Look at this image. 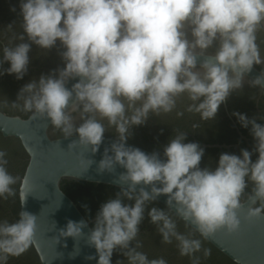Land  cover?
<instances>
[{
    "label": "clouds",
    "instance_id": "clouds-1",
    "mask_svg": "<svg viewBox=\"0 0 264 264\" xmlns=\"http://www.w3.org/2000/svg\"><path fill=\"white\" fill-rule=\"evenodd\" d=\"M19 9L22 33L16 37L19 43L0 49V76L23 78L33 44L57 48L63 67L23 85L12 104L19 101L33 118L45 117L65 138L75 133L78 139L68 146L83 145L93 154L106 129L116 133L97 168L113 172L119 165L125 171L114 183L126 187L100 205L87 232L96 264H112L117 249L127 264H167L137 250L146 205L160 195L166 196L168 211L149 208V222L163 243L175 240L179 254L191 264H200L194 254L201 251V240L178 232L170 212L203 238L221 228L237 231L238 213L246 220L264 218V123L233 112L241 127H250L257 158L252 161L245 149L239 156L221 153L214 168L200 167L204 149L185 142L184 131H175L163 147V159L126 144L131 128L143 125L150 114L175 112L181 117L186 111L199 114L201 121L215 118L230 92L242 88L253 65L264 63L257 44L264 0H19ZM69 80L75 82L66 87ZM249 84L264 91V69ZM183 100L187 104L180 111ZM6 155L0 149V199L12 196L16 183ZM247 182L253 187L245 209L241 194ZM35 221L28 211H20L15 222L0 221V264L32 244ZM86 227L85 220L69 219L59 236L76 241ZM203 255L208 257L210 250L204 249Z\"/></svg>",
    "mask_w": 264,
    "mask_h": 264
},
{
    "label": "water",
    "instance_id": "water-1",
    "mask_svg": "<svg viewBox=\"0 0 264 264\" xmlns=\"http://www.w3.org/2000/svg\"><path fill=\"white\" fill-rule=\"evenodd\" d=\"M261 55L264 56V51H261ZM200 59L202 57L198 58V64ZM50 60L54 62L53 57ZM260 72L253 66L245 77L252 80ZM39 77L40 75L37 74H26L16 87L0 82V101H6L0 103L2 107L7 110L23 111L21 102L18 101L15 106L12 103L16 102L17 93L23 85L32 80H38ZM74 82V80H69L66 87H70ZM79 122L77 119L75 123L79 124ZM130 131L132 137L141 138L137 126H133ZM57 133V129H54L45 117L33 118L31 113H28L26 117H21L9 115L0 110V136L16 141L0 142V149L7 154V170L16 178V183L12 186L14 194L6 199H0V221L15 222L20 211H28L36 216V227L31 247L29 246L19 256H13L14 259L18 257L22 259L23 264H96L95 249L87 243V232L92 228L91 221L86 219L76 202L62 189V182H82L116 189L126 187V184H120L119 181L114 183L118 175L125 171L119 165L115 166L113 172H100L97 168L104 148L108 147L116 138L104 137L99 150L93 154L83 145L68 146L72 141L78 139L77 135L65 138L58 136ZM238 134L241 136L240 132ZM126 144L136 147L146 154L152 153L137 145L128 142ZM160 157L163 159L162 155ZM26 180L27 183H25ZM251 194L250 191L247 196ZM247 196L241 199L245 209L248 207ZM92 197L95 204L101 205L108 199L115 198V195L102 190L99 195ZM165 200L166 196L160 195L154 202L167 210ZM125 203L131 205L134 202L128 200ZM146 208H148L147 205ZM171 214L175 216L173 213ZM238 214L241 215V224L237 231L229 232L221 228L211 236L201 238L234 264H264V218L246 220L242 214ZM175 218L186 225L184 221ZM69 219L73 221L85 220L87 223V227L82 230L84 234L76 238V241L72 237L59 236V230L65 227ZM141 222L148 223L149 219L144 215ZM176 223L177 231L188 235L177 221ZM186 226L200 237L191 225ZM75 248H78L79 251L73 255ZM169 250L174 251L175 257H177L174 264H181L182 261L187 260L188 256L179 254L175 240L169 244L159 245L158 252L160 254H167ZM200 252L203 255L202 249ZM89 256H92L93 259H87ZM111 258L113 261L115 260L114 257ZM188 260L191 261L190 258Z\"/></svg>",
    "mask_w": 264,
    "mask_h": 264
},
{
    "label": "flooded vegetation",
    "instance_id": "flooded-vegetation-1",
    "mask_svg": "<svg viewBox=\"0 0 264 264\" xmlns=\"http://www.w3.org/2000/svg\"><path fill=\"white\" fill-rule=\"evenodd\" d=\"M12 9H15V11ZM19 13V0H0V49L6 45L11 47L13 44L19 43L16 39V37L22 33V20ZM9 25H11L10 28ZM25 41H27L26 36ZM257 44L260 46V50L264 51V25H262L260 30L257 32ZM209 52H211V49ZM28 55L29 64L25 75H47L51 70L63 67L59 50L56 48L45 50L33 44L31 45V50ZM42 57L43 59H41ZM51 57L54 58V62H51ZM8 66V63L5 62L3 68H7ZM253 66L260 71L264 69V63L259 65L254 64ZM21 79L18 80L15 78L14 74L7 73L0 76V82L7 86L16 87V85L20 83ZM249 81L250 79L245 77L242 88L230 92L226 100L218 107L216 116L212 120L201 121L199 114L188 113L186 111L181 117H177L175 112L167 115H161L159 117L150 114L149 118L143 125L137 126L138 134L141 138L137 139L130 136L126 142L162 155L163 147L175 135V131L178 130L185 132V142H196L204 149L200 167L208 166L214 168L221 153H229L239 156L241 149L248 150L251 153L250 159L255 161L258 154L254 151L256 142L251 135L250 127H241L236 117L232 115L233 112H238L244 114L248 118L256 119L257 123H264V91L258 89L257 87L250 86ZM186 104V100L181 101L178 104V110L183 111ZM0 110L9 115H19L21 117L28 115V112H23L17 109L7 110L2 107L1 104ZM103 123H105V126L107 127V123L105 121H103ZM193 125H196L197 127L193 128ZM57 132L58 136H63L59 130H57ZM238 132L241 133V136ZM73 135L76 134L73 133ZM104 137L116 138L115 130L110 128L106 129ZM5 141L16 142L13 139L3 138L0 136V142ZM23 169L20 173L21 175ZM245 179L247 181V178ZM247 183L248 186L245 190L252 185L251 182ZM71 187H73V189H71ZM68 191H71L74 196L68 194ZM101 191L102 190L94 195L93 193L84 192L78 183H69L65 185V192L76 202L80 211L82 213L83 210L89 211L88 217L84 213L83 215L86 219L91 221L92 227L95 215L100 207V204H95L93 202L94 198L92 196L99 195ZM243 198H245V193L241 194V199ZM175 220L178 223L181 222L176 218ZM137 239L142 245L137 250L146 253L149 259L162 257L167 261V264L175 263L177 257H175L176 255L174 251L169 250L167 254H160L158 252L159 245L163 242L161 241V237L157 233L156 227L153 224L149 222L143 224L141 222L139 225V234ZM134 243L135 242H131L130 247L134 246ZM201 249L204 251L203 248ZM194 255L200 257V264H223L211 253L206 258L201 252H197ZM112 257L115 258L114 261L112 260L113 258H111L112 264H116L117 260L123 261V264H127L126 257H122V253L118 249L113 251ZM188 259L189 257H187L186 261H182L181 264H191V261ZM229 262L234 264L231 261ZM7 264H23V260L19 257L14 259L13 256H10Z\"/></svg>",
    "mask_w": 264,
    "mask_h": 264
},
{
    "label": "trees",
    "instance_id": "trees-1",
    "mask_svg": "<svg viewBox=\"0 0 264 264\" xmlns=\"http://www.w3.org/2000/svg\"><path fill=\"white\" fill-rule=\"evenodd\" d=\"M25 117H26V116H25ZM18 145H19V144H18ZM69 183H73V182H66V181L62 182V189H63L64 191H65V185H67V184H69ZM78 184H79L80 188H81L84 192H86V193H91V194L93 193L94 195H95L97 192H99L100 190H106V191L112 192L114 195H116V193L120 191V189L112 188V187H109V186L94 185V184H88V183H82V182H79ZM252 187H253V185H251V187H249L248 189H246V190L244 191V193H245V197H246V196L248 195V193L251 191ZM71 189H73V187H71ZM68 194L74 196V194L71 193V191H68ZM76 195H77V194H76ZM77 200H78V199H77ZM122 200H123V202H125V201L128 202V200H126V199H124V198H122ZM130 202H134V201H130ZM17 206H18V200H17ZM147 207H148V208H145V213H144V215H145V217H147L148 219H149V217H148V215H147V211H148L149 208H151V207H157V208H160V209H164V210H166L162 205H160V204H158V203H156V202H154V201L149 202V203L147 204ZM166 211H167V210H166ZM83 213H84L87 217L89 216V211H84V210H83ZM169 214L172 215L171 213H169ZM173 218L175 219V216H173ZM179 225H180L183 229H185V230L187 231L188 234L191 233L192 238H196V239H200V240H201V248L210 250V253H211L212 255H214L216 258H218V259L220 260V262H224V263H226V264H231V263H230L225 257H223V256H222L219 252H217L214 248H212L207 242H205V241H204L201 237H199L195 232L191 231V230H190V229H189L184 223L179 222Z\"/></svg>",
    "mask_w": 264,
    "mask_h": 264
}]
</instances>
